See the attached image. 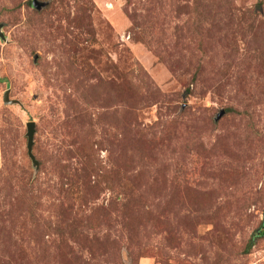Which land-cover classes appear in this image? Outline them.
<instances>
[{
  "label": "rangeland",
  "instance_id": "rangeland-1",
  "mask_svg": "<svg viewBox=\"0 0 264 264\" xmlns=\"http://www.w3.org/2000/svg\"><path fill=\"white\" fill-rule=\"evenodd\" d=\"M0 25V264H264V0H0Z\"/></svg>",
  "mask_w": 264,
  "mask_h": 264
},
{
  "label": "water",
  "instance_id": "water-1",
  "mask_svg": "<svg viewBox=\"0 0 264 264\" xmlns=\"http://www.w3.org/2000/svg\"><path fill=\"white\" fill-rule=\"evenodd\" d=\"M35 6L37 8H42V5H40L38 2H35ZM1 28L2 26L0 25V35H2V31H1ZM10 92L8 91L6 94H5V102L6 103H13L10 99ZM27 127H28V133H27V136H28V152H29V156L31 157L33 163L38 167L39 166V162L38 160L36 159L34 153H33V147H34V138H35V133H36V124L35 122H30L27 124Z\"/></svg>",
  "mask_w": 264,
  "mask_h": 264
},
{
  "label": "trees",
  "instance_id": "trees-1",
  "mask_svg": "<svg viewBox=\"0 0 264 264\" xmlns=\"http://www.w3.org/2000/svg\"><path fill=\"white\" fill-rule=\"evenodd\" d=\"M251 247H252V243L249 245L248 250H250Z\"/></svg>",
  "mask_w": 264,
  "mask_h": 264
}]
</instances>
